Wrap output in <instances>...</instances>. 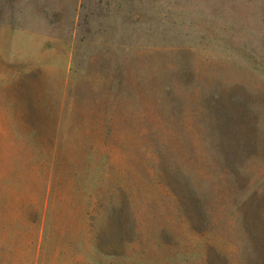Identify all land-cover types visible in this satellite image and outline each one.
Returning a JSON list of instances; mask_svg holds the SVG:
<instances>
[{"label":"rangeland","instance_id":"1","mask_svg":"<svg viewBox=\"0 0 264 264\" xmlns=\"http://www.w3.org/2000/svg\"><path fill=\"white\" fill-rule=\"evenodd\" d=\"M0 264H264V0H0Z\"/></svg>","mask_w":264,"mask_h":264}]
</instances>
